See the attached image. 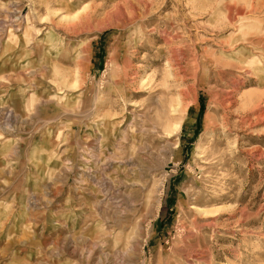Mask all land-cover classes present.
I'll return each mask as SVG.
<instances>
[{
	"label": "rangeland",
	"instance_id": "rangeland-1",
	"mask_svg": "<svg viewBox=\"0 0 264 264\" xmlns=\"http://www.w3.org/2000/svg\"><path fill=\"white\" fill-rule=\"evenodd\" d=\"M13 1L0 264H264V0ZM117 143L144 185L123 225L86 176Z\"/></svg>",
	"mask_w": 264,
	"mask_h": 264
},
{
	"label": "bare ground",
	"instance_id": "bare-ground-1",
	"mask_svg": "<svg viewBox=\"0 0 264 264\" xmlns=\"http://www.w3.org/2000/svg\"><path fill=\"white\" fill-rule=\"evenodd\" d=\"M13 4H14V1H13L12 5ZM10 13H12V15L14 16L15 19H19L20 18L19 15H15V10L14 9L11 10ZM102 106H103V104H102ZM260 111L258 109L256 112L257 113H261ZM263 117H264V115L262 116V118ZM123 146H124V144L114 145V147L111 146L113 148H117L118 151H114L113 153H111V155H107V156H105L103 158L97 157L95 155H90L92 157V159H93L92 161H90V163L91 164L93 163V165L98 164V166H97V168L96 167L93 168L91 166L90 167L87 166L88 169L87 170L85 169L87 171L86 172L87 173L86 176L89 179L91 188L93 189V190H90V194L96 195V194H94V191H95L94 188H95L97 190V192H101V194L103 195V197L101 199H97V201H94V206H95L96 210L98 209V212L101 213L102 208H103L102 207V204L103 203L106 204L107 207L105 206V208L113 216L115 222L118 223V224H122V225H123L122 222L125 221L124 218L122 217L123 211L125 209L131 211L133 209V206H134L135 201H139V199H141V194H139V197H137L134 194L135 191H136V189H139L140 191H142L143 188H144V185L143 184H140V183L139 184H135L134 182L133 183L132 182L130 183V182H128V181L125 180L124 176H127L128 175V173L130 171V166L137 164L138 161H137V157L135 155H130V156H127L126 157L125 156V153L123 151L124 150V147ZM99 147H101L100 144H99ZM120 150H122V151H120ZM112 160L115 161V162H118V165L115 166V167H113V164H112L113 161ZM73 167H74L73 162H71L69 164V166H68V174H70V171L73 169ZM112 168L115 171V175L113 177H110L105 172L107 170H109V169H112ZM133 186H135L137 188H135V189L132 188L130 190V188L133 187ZM123 187L126 188L129 191L122 192V195L121 196H122V199L124 201V205H122L124 210L122 211V209H120V205L117 202L118 199L115 200V198L113 197V194H116V193L119 194L120 190ZM150 199L147 200V202H146V205H147V213L148 214H153L154 206H156V204H158L160 202V199H159V196L158 195H155V194H153L152 195V198H150ZM136 232H137V234H136L135 241H134L135 245L138 244L139 236H140V233H141L139 222H138L137 227H136Z\"/></svg>",
	"mask_w": 264,
	"mask_h": 264
}]
</instances>
